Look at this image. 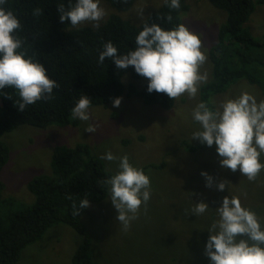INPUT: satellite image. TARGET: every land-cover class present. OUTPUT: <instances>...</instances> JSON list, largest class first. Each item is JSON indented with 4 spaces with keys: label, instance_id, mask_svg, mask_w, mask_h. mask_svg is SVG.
Segmentation results:
<instances>
[{
    "label": "rangeland",
    "instance_id": "rangeland-1",
    "mask_svg": "<svg viewBox=\"0 0 264 264\" xmlns=\"http://www.w3.org/2000/svg\"><path fill=\"white\" fill-rule=\"evenodd\" d=\"M186 1L189 11L183 16V24L200 35L203 42L202 50L208 59L201 71L208 73V83L213 70L209 50L213 43H217L227 14L215 9L209 0ZM260 1L254 0L256 11L248 25L255 38H264V2ZM164 3L165 0H139L128 13L121 15L126 21L140 25ZM101 6L108 13L105 21L114 12L109 4L101 2ZM140 9H143V19L138 15ZM80 27L93 28L88 23ZM131 82L129 76L124 77L125 86ZM134 83L137 90H142L147 80ZM203 86H200V91ZM200 91L195 99L182 96L175 100L173 110L167 112L159 105L147 107L139 98L129 97V87H126L119 107H114L112 102L105 107L91 108L92 119L89 122L73 118L79 122L77 126H51L46 130L22 127L17 132L5 135L2 141L11 150V160L2 173L6 188L4 197L18 200L20 205L25 204L16 211L32 205L34 197L28 191L27 184L36 175H47L51 150L56 146L86 144L98 158L109 151L117 157L127 155L130 163L137 168L144 170L156 166L145 171L151 181L147 211L142 207L138 219L132 221L128 231H124L116 220L118 211L111 203L110 192L105 200L91 204L82 219L91 241L92 262L211 264L205 255L211 235L208 230L219 219L216 209L222 206L223 199L238 197L242 206L246 207L255 197L261 199L264 190L252 191L250 195L246 191L247 182L239 178L242 175L239 170L233 173L221 167L222 158L216 152V145L208 147L198 139H192V134L201 130L192 117L194 108L201 102ZM245 91L255 96L257 102L264 100L259 86L240 81L224 94L213 96L210 101H215L218 106ZM88 123L97 124L98 131L85 132ZM141 137L144 141H140ZM123 142L129 145L125 146ZM193 145L202 148L192 151ZM102 162L112 175L119 170L118 160ZM203 172L213 177L211 188L206 187L207 180L201 175ZM222 181H228L229 185L221 192L217 186ZM201 202L207 203L209 210L199 217L192 215L191 209ZM9 210V207H3V212ZM82 241V236L69 226H53L39 242L22 251L16 264H72L74 253Z\"/></svg>",
    "mask_w": 264,
    "mask_h": 264
},
{
    "label": "trees",
    "instance_id": "trees-1",
    "mask_svg": "<svg viewBox=\"0 0 264 264\" xmlns=\"http://www.w3.org/2000/svg\"><path fill=\"white\" fill-rule=\"evenodd\" d=\"M138 1L101 0L110 5L114 14L103 21L99 29L75 28L70 22L62 23L59 5L63 3L67 7L69 0H8L5 5L15 12L23 26V30L17 33L25 41L22 50L43 64L49 78L60 87L53 90V99L38 101L23 112L16 106L19 100L16 90L6 88L0 91V264H16L24 249L39 242L50 228L57 225L69 226L83 238L72 264H96L90 258L91 241L82 219L86 209L80 216H73L71 205L73 202L78 204L85 197L90 205L107 198L109 186L100 182L112 174L105 164L86 144L52 148L47 175H36L27 184L34 203L16 211L25 204L20 205L18 200L4 197L6 188L2 173L11 160V150L2 138L22 127L46 130L51 126H77L79 122L73 119L72 109L81 95L92 100L91 108L105 107L121 98L126 87H129V97L139 98L147 107L159 105L164 111L173 110L175 100L164 93H149V80L137 74L134 67L120 70L110 59L103 64L98 62L99 53L108 41L118 48L120 54H126L135 50V39L143 30L144 21L149 26L160 24L165 30H171L183 23V16L189 11L186 0H180L179 11L171 10L164 3L140 25H134L121 14L128 13ZM71 2L74 4L76 0ZM209 2L227 14V21L220 27L217 43H213L209 50L212 77L201 88V102L224 94L240 81L259 86L264 93V38H255L248 27L256 11L254 0ZM36 8H40L43 15L33 16ZM169 14L173 17L171 23L166 19ZM126 76L132 80L127 86L124 84ZM142 79L147 80V85L137 90L134 82ZM140 141L144 138L141 137ZM123 144L129 145L128 142ZM201 148L193 145L191 149L198 151ZM261 162L264 163V158ZM149 168L156 166L146 167L144 172ZM239 178L247 182L246 191L250 195L252 191L264 190V172L253 183L243 175ZM69 195L72 200L66 198ZM251 202L245 208L255 212L264 225V196L261 199L255 197ZM5 206L10 209L8 212H3Z\"/></svg>",
    "mask_w": 264,
    "mask_h": 264
},
{
    "label": "clouds",
    "instance_id": "clouds-1",
    "mask_svg": "<svg viewBox=\"0 0 264 264\" xmlns=\"http://www.w3.org/2000/svg\"><path fill=\"white\" fill-rule=\"evenodd\" d=\"M126 2V0H125ZM8 0H0V91L6 88L18 92L16 106L25 111L28 106L38 101L53 99V90L60 85L49 78L43 64L22 50L25 41L17 33L23 30L20 19L13 10L7 9ZM171 10L179 11L180 0H165ZM60 21L70 22L73 27L91 24L99 29L101 22L108 15L101 6V0H71L67 7L59 5ZM43 15L40 8L33 10V16ZM138 15L143 19V9ZM163 20L164 17H158ZM172 22V15L166 17ZM135 39V50L120 54L111 41L103 45L99 53V63L106 59L115 63L118 69L134 67L137 74L149 80L148 92L164 93L172 100L182 96L195 99L200 86L208 81V73L201 71L207 62V55L200 35L192 32L181 23L171 30H165L160 24L144 21ZM7 96V95H6ZM8 98L11 99L10 96ZM122 98L114 100V107H119ZM92 100L81 95L72 109V116L83 122L92 119L90 109ZM211 105V106H210ZM199 131L192 134L208 147L216 145V152L222 168L237 170L250 182L257 181L264 172V100L257 102L255 96L245 91L234 99H226L218 106L215 101L199 102L192 112ZM96 133L98 125L88 123L84 130ZM109 162L119 161L116 174L101 181L109 186L111 203L118 211L116 220L124 231H128L132 221L138 219L141 208L147 211L151 196L150 177L144 170L130 163L129 157H117L107 152L100 157ZM207 180L206 187L213 186V177L201 173ZM228 181L218 184V190L224 191ZM72 200V196L66 197ZM90 207L87 197L71 205L73 216H80L83 209ZM209 210L207 203H196L191 209L197 217ZM218 220L211 224V234L205 255L211 264H264V225L255 212L242 206L238 197H225L222 206L216 209Z\"/></svg>",
    "mask_w": 264,
    "mask_h": 264
}]
</instances>
